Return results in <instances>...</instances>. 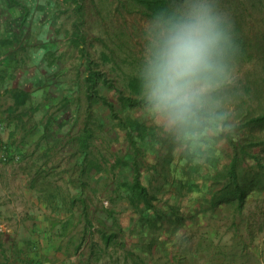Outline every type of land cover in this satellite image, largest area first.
I'll list each match as a JSON object with an SVG mask.
<instances>
[{"label": "rangeland", "instance_id": "1", "mask_svg": "<svg viewBox=\"0 0 264 264\" xmlns=\"http://www.w3.org/2000/svg\"><path fill=\"white\" fill-rule=\"evenodd\" d=\"M171 1L183 16L180 25L195 23L204 11L214 17L218 39L209 53L224 59L215 72L202 75V66L191 78L190 102L218 113V121L124 106L120 90L129 92L132 75L150 77L155 54L172 33L130 0H80V10L75 0H0V42L12 54L5 67L31 93L26 105L10 104L0 115V171L14 165L36 172L37 194L48 203L44 223L54 233L58 227L59 237L58 250L25 264H257L248 248L264 240V167L256 163H264V0ZM90 71L112 86L101 80L90 88ZM128 117L145 129L131 137L121 124ZM85 126L94 133L88 165L96 159L105 165L91 169L84 188L92 209L101 211L92 225L80 216L82 201H73L78 189L68 181L79 144L66 142ZM136 147L144 149L143 179L163 211L157 220L154 208L136 207L126 194L122 183L133 178L132 160L114 166ZM236 156L245 199L214 204ZM106 208L115 211L120 230ZM113 226L118 234L107 244ZM258 261L264 264V250Z\"/></svg>", "mask_w": 264, "mask_h": 264}, {"label": "trees", "instance_id": "2", "mask_svg": "<svg viewBox=\"0 0 264 264\" xmlns=\"http://www.w3.org/2000/svg\"><path fill=\"white\" fill-rule=\"evenodd\" d=\"M78 3V8L82 7V4L80 3V0H75ZM134 5L144 10L145 14L149 16L152 20L158 21L165 25L171 32H173L183 21V16L181 13L175 8L171 0H130ZM212 53V52H211ZM211 53H208L206 57L205 65L203 66V69L200 71V73L208 74L215 72L216 68L219 66L218 64H221L223 62L224 57H222L217 51L213 53L211 56ZM101 72L99 71H90V74L87 76L86 81L89 84L90 88H94L97 86L99 81H103L104 85H110L112 86L113 80L105 77L103 74V77L101 76ZM127 89L129 90L128 93H125L123 90H120V99L123 101L124 106H149L153 107L154 102L150 98L149 94V86H150V77L148 74L140 73L136 75H132L128 82H127ZM92 96V93L89 95ZM25 101V95L19 96L17 95V103H22ZM103 102L105 104H108L109 107L113 110L115 114L117 112L114 109L113 103L109 102L107 98L103 96ZM186 116L189 117L191 120L194 114H197L199 116H205V117H212L215 118V120H219V114L214 113L212 111L207 110L204 106H199L195 102H189L187 105V111L184 112ZM263 117H256L253 120H261ZM217 120V121H218ZM122 121V120H121ZM126 123H121L126 128H129V135L132 137L133 132H138L145 129V125H143L141 122L134 120L130 117L125 119ZM191 122H193L191 120ZM93 129L89 126H85L81 132L74 137H71L67 144H75L76 142L79 144L77 149H72V157L76 158L75 163L73 166H71L68 169V172L71 170L70 177L68 179L70 184H73L79 192V195L73 199L74 202H77V199H80L82 201V212L80 216L84 218V221L87 225L94 224V220L96 216H100V210L94 211L92 202H88L87 198L84 197L85 193V186L89 185V177L92 176L91 169L92 168H101L103 167V164L96 159L97 162H95L93 165H88L89 162V149L91 147V140L93 137ZM133 144H136V141H132ZM138 144V143H137ZM254 144V143H253ZM136 153L130 156L129 159H123L121 156H118L114 166H117L121 163H127L132 160L133 165V178L132 180H128L127 182L122 183L126 186V194L131 201L133 205L136 207L141 206L142 203L146 205L147 208H154L156 217L152 220L159 219L163 211H161V208L157 206L155 203V200L158 198V196L151 192L150 188L148 187L147 183L144 182L143 179V172H142V158H140V154L143 153L144 149L142 148V151L136 147L135 149ZM242 151L244 152V147L242 148ZM256 163L259 166L264 167V163H262L259 159L256 160ZM239 165V158L236 156L231 165L228 168V171L225 173V176L228 177L229 183H226L219 189H217L213 196H212V202L214 204H218L220 202L228 201L231 199L237 198L240 202L245 199V196L247 194L246 187L241 182V176L240 172L238 170ZM89 166V167H88ZM74 169V170H72ZM76 171L79 173L76 175ZM90 171V173H89ZM217 178V177H216ZM219 177L217 180H220ZM119 190V188H118ZM117 190V191H118ZM159 199V198H158ZM102 211L105 213L107 212L108 216L113 220L114 225L119 227L120 225L118 223V219L116 217V213L113 209H102ZM176 214V213H175ZM148 221H151V219L146 218ZM99 220L103 221L101 217H99ZM69 222V221H68ZM68 222L66 225H68ZM112 231L110 234H105V240L107 244L111 243V240H113L114 237L117 236V231L115 227L113 226V229L110 228Z\"/></svg>", "mask_w": 264, "mask_h": 264}, {"label": "crops", "instance_id": "3", "mask_svg": "<svg viewBox=\"0 0 264 264\" xmlns=\"http://www.w3.org/2000/svg\"><path fill=\"white\" fill-rule=\"evenodd\" d=\"M1 42L0 115L2 111H6L8 105L11 107L10 104L20 107L26 105L31 94L29 89L21 84V80L14 76L13 69H6L12 54L10 49L1 45ZM4 67L6 70L3 69ZM17 95H25V101L19 105H17ZM104 166L103 164V168ZM35 175L36 172L26 166L18 168L13 165L7 170L0 171V264H13L15 259L19 261L17 264H25L24 261L29 258L33 260L35 257L38 260L39 257H45L42 254L48 255L50 250L59 249L58 227L54 233L53 226L49 227L44 223L48 213L47 215L43 213L48 203L42 195L37 194V184L32 181ZM54 214L56 213H52V218ZM263 244L264 240L261 238L254 247L248 248V255L257 264L264 250Z\"/></svg>", "mask_w": 264, "mask_h": 264}, {"label": "clouds", "instance_id": "4", "mask_svg": "<svg viewBox=\"0 0 264 264\" xmlns=\"http://www.w3.org/2000/svg\"><path fill=\"white\" fill-rule=\"evenodd\" d=\"M208 11L197 13V21L178 26L165 40L151 62V95L157 111L180 117L187 111L193 92L192 77L205 65L218 36Z\"/></svg>", "mask_w": 264, "mask_h": 264}, {"label": "built area", "instance_id": "5", "mask_svg": "<svg viewBox=\"0 0 264 264\" xmlns=\"http://www.w3.org/2000/svg\"><path fill=\"white\" fill-rule=\"evenodd\" d=\"M3 128V124L0 122V130ZM3 139L0 136V151H3ZM1 154V153H0Z\"/></svg>", "mask_w": 264, "mask_h": 264}]
</instances>
